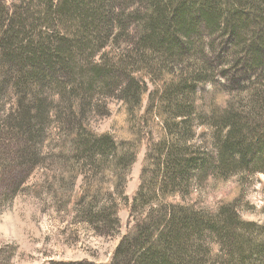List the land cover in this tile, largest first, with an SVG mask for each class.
I'll return each instance as SVG.
<instances>
[{
	"label": "trees",
	"instance_id": "16d2710c",
	"mask_svg": "<svg viewBox=\"0 0 264 264\" xmlns=\"http://www.w3.org/2000/svg\"><path fill=\"white\" fill-rule=\"evenodd\" d=\"M244 63L264 71V0H0V163L32 168L54 125L48 170L93 173L75 204L111 236L145 149L132 226L108 264H264V219L192 199L207 171L264 173L263 120L202 95ZM110 88L120 107L97 133L90 115L107 106L92 93Z\"/></svg>",
	"mask_w": 264,
	"mask_h": 264
},
{
	"label": "rangeland",
	"instance_id": "374dc122",
	"mask_svg": "<svg viewBox=\"0 0 264 264\" xmlns=\"http://www.w3.org/2000/svg\"><path fill=\"white\" fill-rule=\"evenodd\" d=\"M5 1L13 3L15 0ZM100 56L98 54L92 64ZM245 65L232 67L240 74L239 80L227 82L219 78L216 85L206 86L202 95L207 104L223 106L225 102L231 101L249 121L264 122V71L253 73ZM244 72H247L246 75ZM54 94L55 105H60L56 107L58 110L61 99ZM92 94L104 100L107 109L93 111L90 125L97 133L108 132L120 107L117 91L113 88L100 89ZM2 115L0 111L1 118ZM49 129L51 131L43 141L46 158H40L32 168H16L8 160L0 163V264H48L49 261L108 264L122 237L132 226L128 210L139 190L145 149L128 178L126 196L129 202L120 203L118 217L121 229L111 236H101L95 232L96 225L90 224L83 210L75 204V196L82 194L87 187L85 176L91 177L93 173L85 169L81 176L76 177L75 171H59L56 166H52V172L49 171L46 153H54L60 145L59 130L54 125ZM211 135L207 136L209 143ZM237 168L223 169L220 175H212L213 171H207L205 179L199 184L197 195L192 199H197L199 206L211 212L222 207H226L225 212L234 208L243 219L262 223L264 173H255L256 170L251 167ZM213 176L219 178L213 180Z\"/></svg>",
	"mask_w": 264,
	"mask_h": 264
}]
</instances>
